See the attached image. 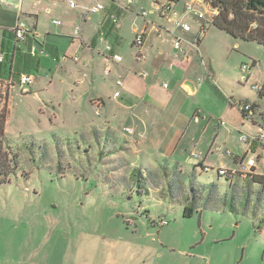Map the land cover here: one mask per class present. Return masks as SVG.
I'll return each instance as SVG.
<instances>
[{
	"label": "crops",
	"instance_id": "1",
	"mask_svg": "<svg viewBox=\"0 0 264 264\" xmlns=\"http://www.w3.org/2000/svg\"><path fill=\"white\" fill-rule=\"evenodd\" d=\"M73 1L74 8L68 0H0V81L9 82L0 97L8 96L9 109L14 92L32 93L41 102V111L43 107L57 111L66 92L74 93L76 98L70 99L77 103L73 113L82 110L85 99L95 116L89 121V134L105 133L119 148L114 157L132 168L143 169V164L128 162L126 154L131 159L145 158V165L157 170L176 168L185 175H198L200 166L205 173L220 167L234 169L247 149L248 155L262 154L261 142L248 145L239 136H253L264 125V98L253 89L254 85L264 88V66L257 55L263 45L235 39L208 24L214 12L207 4L210 17L206 21L197 18L200 11L195 5L185 13L188 2L201 0L170 4L171 12L153 7L154 2L163 5L168 0H139L149 4V13L155 12L150 20L143 8L145 17L141 12L133 15L126 7L137 1L130 5L123 0H108L110 5L104 1V9L92 14L86 12L92 0ZM190 15L199 21L191 23ZM175 18L189 24L190 30L176 27ZM18 24L27 29L23 41L16 40L12 32ZM75 29L80 30L79 37L73 35ZM140 31L146 40L141 49L144 59L137 60L133 39ZM177 37L184 54L173 46ZM127 44V53H122ZM106 45L122 57L121 62L108 60ZM31 47L36 48L35 55ZM245 64L249 65L246 73L241 68ZM21 75L33 78L23 93L18 84ZM117 80L122 86L116 85ZM56 81L63 86L60 96L57 89H51ZM116 91L118 97H114ZM40 95H46V100ZM240 103L255 105L248 119ZM115 129L121 134L116 136ZM259 164L254 175L264 180ZM209 183L219 187L217 182Z\"/></svg>",
	"mask_w": 264,
	"mask_h": 264
},
{
	"label": "rangeland",
	"instance_id": "2",
	"mask_svg": "<svg viewBox=\"0 0 264 264\" xmlns=\"http://www.w3.org/2000/svg\"><path fill=\"white\" fill-rule=\"evenodd\" d=\"M194 5L204 21L209 19L204 2ZM126 7L133 15L143 8L146 20L154 18L145 1ZM190 17L191 23L199 21ZM127 51L128 44L122 53ZM257 55L264 66V50ZM51 89H57L58 96L64 93L59 82ZM14 95L10 109L8 96L0 97L5 136L13 141L19 165L9 182L0 185V264H264V186L246 182L238 192L236 187L228 189L224 176L198 167L200 179L217 182L221 197L212 201V207L199 199L201 212L182 218L189 187L172 174L160 176L157 167L145 165V158L125 155L128 162L143 164L141 175H126L128 182L121 173L95 167L101 164L98 161L119 159L99 156L97 149L106 134H89V121L95 116L85 99L82 110L74 114L77 103L70 100L76 98L74 93L66 92L57 111L45 107L41 111V102L32 93ZM31 140L46 148L45 166L40 165V150L31 149ZM259 163L264 173V158ZM156 178L158 190L137 193ZM180 189L183 196L175 195Z\"/></svg>",
	"mask_w": 264,
	"mask_h": 264
},
{
	"label": "trees",
	"instance_id": "3",
	"mask_svg": "<svg viewBox=\"0 0 264 264\" xmlns=\"http://www.w3.org/2000/svg\"><path fill=\"white\" fill-rule=\"evenodd\" d=\"M179 1L180 0H168L170 4H175ZM201 1L207 4L209 8L214 12V15L211 17L208 24L220 31H223L224 33L235 39L243 40L246 42H254L258 45L264 46V0ZM258 95L261 98H264V88L260 92H258ZM251 107L253 111L255 105L251 104ZM241 113L244 116V112L241 111ZM5 122L6 114L5 112H2L0 113V185L9 182L10 175L16 173L19 170L18 154L14 150L13 141L8 140L5 136ZM53 138L55 139V141H57L55 137ZM30 142L31 149L35 147L34 151L36 149L38 151L40 150V153L43 157L40 165L45 166L46 160L44 159V157L46 154V148L39 140H31ZM103 144V146L99 145L97 149L101 158H105L107 156L111 157L119 151L117 144L112 139L106 138ZM113 160L114 159L111 158L110 160H104V162L98 161L101 164L95 165V167H97V169H100V172L103 167H106L107 170H105V172H108V174H123L124 182L126 181V175H141L143 172V169L141 168L130 167L124 160ZM117 163L120 165H118ZM177 170L178 169L176 168L169 170L166 169V167H160L158 170V174H160V176L164 175V177H167V175L171 176L170 174H172L174 177H176L177 180L181 181V185L185 184L189 187L188 191H186V194L188 193L189 196L184 195L183 197L185 198L187 196V203L182 204V216L184 218H189L195 213L201 212V208H199L200 205L197 202L199 199L204 200V206L212 207V201L221 197L219 189L217 188V185L215 183H209L208 181L200 179V175L190 174L187 176ZM224 177L225 181L228 183V189L236 187L238 192H241L240 187L246 182L261 184L262 187L264 186V180L261 177L255 176L254 174H248L244 178L239 175H227ZM240 178L241 180L243 179L242 182H240ZM168 179L166 180V184H168L169 187H173L174 185L170 184ZM158 184H160V181L156 178L154 182H151L149 188H146L144 191L141 190L137 193L150 195V189L153 188L158 190L156 187V185ZM161 191H163V188H161ZM161 191L160 193H162ZM182 191H184V189H180L179 194L175 191V195L177 194L178 196H183L181 195ZM172 194H174L173 191Z\"/></svg>",
	"mask_w": 264,
	"mask_h": 264
},
{
	"label": "built area",
	"instance_id": "4",
	"mask_svg": "<svg viewBox=\"0 0 264 264\" xmlns=\"http://www.w3.org/2000/svg\"><path fill=\"white\" fill-rule=\"evenodd\" d=\"M103 0H92V2L90 3V5L86 8V12L87 13H97L101 10L104 9V4L102 2ZM137 0H126V3L128 5L135 3ZM68 5L70 8H74L76 6L75 2L73 0H68ZM153 7H155V9H157L158 11H169L171 12L172 9L170 7V3L168 2V4H163V5H159L157 2L153 3ZM194 7V3L188 2L185 5V13H189L193 10ZM141 15L143 17H145L147 15L146 11H142ZM173 15L174 17L178 16V13L176 11H173ZM197 18L198 19H203L204 15L202 12H199L197 14ZM113 21H116V18H113ZM55 24H60V21H53ZM174 24L176 27H179L181 29H183L184 31H189L190 30V25L189 24H185L182 23L181 21H179L177 18L174 19ZM13 35L15 37L16 40L18 41H23L27 32V29L25 27L24 24H18L16 27L13 28L12 30ZM73 35L75 37H79L80 36V30L79 29H75L73 31ZM146 38L144 37V33L142 31L137 32L134 36L133 39V45L134 47L137 49V54H136V59L137 60H142L144 59V55L141 52L142 46L145 42ZM174 48L179 51L181 54H184L185 51L182 48L181 45V39L179 37H177L174 41L173 44ZM106 51H108L110 53L108 60L111 61L112 63H119L122 61V57L117 54V53H113L112 52V47L110 45H106L105 47ZM36 52V48L35 47H31L30 48V53L31 55H35ZM74 60L77 62L79 61V58L76 56L74 57ZM242 71L244 73H246L249 70V65L245 64L242 67ZM106 73L109 72V69L107 68ZM146 73H142V76H145ZM33 82V78L31 76L28 75H21L18 78V84L20 86V91L26 92V88L27 86H29L31 83ZM116 85L117 86H122V83L120 80L116 81ZM9 86V82L3 83L2 81H0V90L3 88H6ZM166 84H163V87H166ZM253 89L256 90L257 92H260L263 88L259 85H254ZM120 95L119 91H116L114 93V97H118ZM238 107L240 109V111L244 112V118L248 119L251 116L252 113V107L250 103H240L238 104ZM223 124V122H221ZM126 132H131L130 129H126ZM239 141L242 143H246V144H251L254 142H261L262 143V154H257V155H248L249 154V149H247L246 153L244 156H242L241 158H239L237 166L234 169H226L223 167H220L218 169H216V172L218 175L220 176H227V175H239L241 177H246V175L248 174H254L255 168H257L258 165V161H260L262 158H264V125H260L258 128V131L253 135V136H247V135H240L239 136ZM218 150V148L216 149ZM226 155L230 156V152L229 151H225L224 152ZM192 156L195 157V154H192ZM209 169L205 168V171H208ZM162 224H165V222H161Z\"/></svg>",
	"mask_w": 264,
	"mask_h": 264
}]
</instances>
